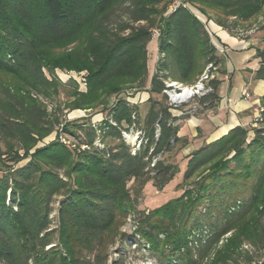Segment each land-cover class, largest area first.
<instances>
[{"label":"trees","instance_id":"16d2710c","mask_svg":"<svg viewBox=\"0 0 264 264\" xmlns=\"http://www.w3.org/2000/svg\"><path fill=\"white\" fill-rule=\"evenodd\" d=\"M173 1L0 0V140L7 147L0 153V264H125L131 246L155 264H264V96L256 126H235L185 157L179 196L136 207L148 181L159 191L172 179L178 167L168 157L186 143L165 83L195 84L209 64L223 62L187 7L164 15ZM184 2L228 33L264 8V0ZM156 31L148 83L147 46ZM255 58L254 78L264 80V46ZM54 68L88 73L86 93H65L71 109L146 84L160 99L148 98L142 125L137 105L118 98L100 124L70 132L83 133L76 148L56 139L29 153L59 123L39 99L56 93ZM219 84L207 82L212 91L198 100L204 109L216 107ZM132 128L141 134L133 154L122 136ZM129 220L130 233L123 230Z\"/></svg>","mask_w":264,"mask_h":264},{"label":"rangeland","instance_id":"374dc122","mask_svg":"<svg viewBox=\"0 0 264 264\" xmlns=\"http://www.w3.org/2000/svg\"><path fill=\"white\" fill-rule=\"evenodd\" d=\"M184 2V0H174V2ZM187 8L190 10L192 14H194L198 19H200L207 27V30H209V27L215 28L217 24L213 22V20H208L207 16L204 15L196 6L186 3ZM170 10V6L166 8V11L164 12V15H166ZM264 24V8L262 12L253 20L242 24L241 28H237L234 30L233 33H229L232 35L241 34L245 38H255V41L258 40H264V29H261V26ZM157 37V31L153 33L152 39L149 41L147 46V54L148 59H153L155 55V43ZM258 45V44H257ZM218 54V52H217ZM220 69H223V65H217L214 67L213 70H210V74L213 78H216L220 81L224 78V74L220 73ZM224 70V69H223ZM44 74L50 78V75L47 73L46 70H43ZM204 72V71H203ZM225 72V70H224ZM87 72L86 70L77 71L74 69H62V68H54L53 69V76L55 80L59 83V86L57 87L56 93L53 94L52 97L49 99H45L42 97H39L40 101L46 106L47 112L53 113L56 118H58V124L54 126V129L49 132L47 135H45L43 138L38 140L36 145L29 150V153H32L33 150L37 147L45 146L56 139H58L62 144H64L61 139H64L66 141H69L68 145L70 148H76L78 142H82L83 139L82 134L79 133V138L72 136L71 131H75L76 126L84 125V126H92L95 127L98 124L102 122L104 118H106V114L108 111L109 106L116 101V99H124L128 101L131 104H136L138 107V115L140 120V125L143 124V117L148 109L149 103L147 102L148 98L151 96L154 99H160L158 95L150 94L146 88L147 84L145 85V88L142 89H132L127 88L123 89V91L120 94H113L109 97H105L102 100V103L98 106L90 107V108H69L66 107L67 100L71 99L70 97H67L65 93L73 92L72 90H75L76 92L80 94H84L87 91ZM201 76V75H200ZM199 76V78H200ZM151 77V69L147 66V79H150ZM212 78V79H213ZM147 83V82H146ZM219 84V87H220ZM193 85V84H192ZM190 86V85H187ZM219 87H218V94H219ZM247 93L248 97H250L249 90L245 87L244 88ZM200 97H195L194 99L190 100L187 103L182 104L180 107L176 109H170V112L172 116L177 117L179 120L176 121L180 126H186V128H195V124H197L196 121L198 119L200 120H211L214 117V109H204L203 105L199 103ZM244 98V97H243ZM230 100V101H228ZM231 102V99L226 98V103L224 99H219L217 102V105L215 109L225 107V104H228ZM216 109V110H217ZM261 111L260 104L257 106V109L253 110L254 115L252 113H249L243 127H254L255 122L254 120L259 117ZM69 130V131H66ZM139 131L138 129L132 128L129 131L130 137L128 138V145L131 146V144L136 143L139 138L141 137V134L137 135L138 138L136 139V132ZM140 132V131H139ZM251 136L252 132L249 133ZM114 140L107 139L106 144L112 145L114 144ZM194 145V144H193ZM85 148L84 145L80 146V150H83ZM195 147L191 144H188L186 147L181 148L179 151H173L168 159L170 162L177 164L178 171L174 174L172 179L166 183L161 190H157L151 181H148L142 191L141 196L137 201L136 207L138 210H150L154 209L168 200L175 198L181 194V190L177 188V185L181 182L182 174L185 169V157L189 155ZM7 149L6 145L3 141L0 140V153L5 152ZM1 157H4L1 155ZM28 158L22 160L17 165L20 166L24 164ZM2 168V166H1ZM2 174V171H0V175ZM127 186H131V182L128 183ZM123 230L130 233L132 230V221L129 220L126 222V224L123 227ZM141 252L136 251L133 249V247H128V255L126 258L125 264H155L154 259L152 258H145L141 257ZM144 255V254H143Z\"/></svg>","mask_w":264,"mask_h":264},{"label":"crops","instance_id":"0c3cea01","mask_svg":"<svg viewBox=\"0 0 264 264\" xmlns=\"http://www.w3.org/2000/svg\"><path fill=\"white\" fill-rule=\"evenodd\" d=\"M208 31L218 55L223 59L222 65L225 70L219 87V99H224L226 103V98H229L231 102L225 104V107L216 108L217 110L210 108L214 109V117L211 120L198 119L195 124L196 129L186 128L176 123L177 136L186 140L183 147L191 144L195 147L194 149L219 138L235 126L247 124L245 120L248 116L246 115L249 113L254 115L253 110L257 109L264 96V80L254 78V71L258 67L255 51L256 48L264 46V40L255 41L253 37L232 35L218 25L212 29L209 27ZM154 50L156 56L148 59L147 63L151 69V76L157 59V42ZM245 87L250 92L249 98H243L241 95Z\"/></svg>","mask_w":264,"mask_h":264},{"label":"built area","instance_id":"2783aa9c","mask_svg":"<svg viewBox=\"0 0 264 264\" xmlns=\"http://www.w3.org/2000/svg\"><path fill=\"white\" fill-rule=\"evenodd\" d=\"M177 5H182V6H186L185 2H174L170 5V10L174 9V7H176ZM210 70H213L214 67L209 64L204 72L201 74L200 78L197 80V82L193 85L187 86V85H183L179 82L176 81H167L165 83V90L163 91V93L166 95L167 97V104L171 109H176L178 107H180L182 104L189 102L190 100L194 99L195 97H201L209 92L212 91V88L210 86L207 85V82L212 79L213 77L210 74ZM186 90H188V93H185ZM241 95L242 97H248V93L245 89H243L241 91ZM230 101V100H228ZM140 132L137 131L135 136L136 139L138 138L137 135H139ZM122 136L125 139V141L128 143V138L130 137V133L128 132H124L122 131ZM61 141L64 144H69V141H66L64 139H61ZM141 142V138H139V140L134 143L131 144L130 148H131V153L133 154L135 152V150L139 147ZM96 145H99L98 140L95 142Z\"/></svg>","mask_w":264,"mask_h":264},{"label":"bare ground","instance_id":"6f19581e","mask_svg":"<svg viewBox=\"0 0 264 264\" xmlns=\"http://www.w3.org/2000/svg\"><path fill=\"white\" fill-rule=\"evenodd\" d=\"M185 93H188V90H186V92Z\"/></svg>","mask_w":264,"mask_h":264}]
</instances>
